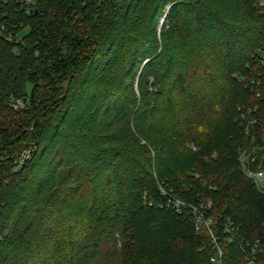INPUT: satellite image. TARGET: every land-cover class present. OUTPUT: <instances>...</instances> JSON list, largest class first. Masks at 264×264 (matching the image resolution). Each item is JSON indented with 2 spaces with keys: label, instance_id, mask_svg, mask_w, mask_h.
Segmentation results:
<instances>
[{
  "label": "trees",
  "instance_id": "obj_1",
  "mask_svg": "<svg viewBox=\"0 0 264 264\" xmlns=\"http://www.w3.org/2000/svg\"><path fill=\"white\" fill-rule=\"evenodd\" d=\"M11 17L0 264H209L198 203L220 264L254 240L264 257V191L237 160L261 133L234 119L264 98L239 79L264 73V0H36Z\"/></svg>",
  "mask_w": 264,
  "mask_h": 264
},
{
  "label": "built area",
  "instance_id": "obj_2",
  "mask_svg": "<svg viewBox=\"0 0 264 264\" xmlns=\"http://www.w3.org/2000/svg\"><path fill=\"white\" fill-rule=\"evenodd\" d=\"M36 0H0V34L7 38H11V33L8 31V23L6 18H12L11 14L18 13L22 16L30 14L35 7ZM259 62L264 64V49L259 55ZM249 88V90L255 95L260 96L261 90L264 89V73L263 71H257L255 76L249 78H239ZM262 105H252L250 107L237 106L235 120L239 125L243 127L244 133L249 135L251 139H254V127L259 126L260 138L259 142H255L248 147L239 149L237 153V160L239 167L244 174L260 191H264V167L257 165L251 166L256 159L261 162L264 159V126H261L264 121V98L262 97ZM163 194V192H161ZM187 204L173 197L165 198V206L171 207L176 212H181L183 206ZM187 210L193 220V226L196 231L205 230L209 236L212 244L214 254L209 257V264H220V257L222 254L220 243L215 236L212 226L213 222L210 217H207L204 212L209 204L187 205ZM229 225V223H227ZM226 224L222 227L223 231L229 233V238H234V233L227 229ZM243 247V263L244 264H264V257L261 255V245L257 240L252 242L241 243Z\"/></svg>",
  "mask_w": 264,
  "mask_h": 264
},
{
  "label": "rangeland",
  "instance_id": "obj_3",
  "mask_svg": "<svg viewBox=\"0 0 264 264\" xmlns=\"http://www.w3.org/2000/svg\"><path fill=\"white\" fill-rule=\"evenodd\" d=\"M24 30H25V29H24ZM24 30H23V31H24ZM23 31H22V32H23Z\"/></svg>",
  "mask_w": 264,
  "mask_h": 264
}]
</instances>
